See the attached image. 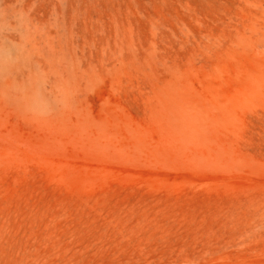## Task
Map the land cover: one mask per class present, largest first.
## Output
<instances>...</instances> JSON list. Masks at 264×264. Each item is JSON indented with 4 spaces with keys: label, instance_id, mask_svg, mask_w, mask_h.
I'll return each instance as SVG.
<instances>
[{
    "label": "rangeland",
    "instance_id": "rangeland-1",
    "mask_svg": "<svg viewBox=\"0 0 264 264\" xmlns=\"http://www.w3.org/2000/svg\"><path fill=\"white\" fill-rule=\"evenodd\" d=\"M0 264H264V0H0Z\"/></svg>",
    "mask_w": 264,
    "mask_h": 264
}]
</instances>
